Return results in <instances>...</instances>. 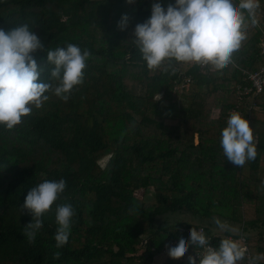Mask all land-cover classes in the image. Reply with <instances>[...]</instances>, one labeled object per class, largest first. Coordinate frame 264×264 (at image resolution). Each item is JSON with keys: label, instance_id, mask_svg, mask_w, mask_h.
I'll list each match as a JSON object with an SVG mask.
<instances>
[{"label": "trees", "instance_id": "obj_1", "mask_svg": "<svg viewBox=\"0 0 264 264\" xmlns=\"http://www.w3.org/2000/svg\"><path fill=\"white\" fill-rule=\"evenodd\" d=\"M154 2L0 0V29L27 23L43 44L33 56L45 82L58 84L48 50L75 44L91 54L67 101L49 91L21 124L0 125V264H153L188 226L202 227L216 247L228 236L241 244L242 233L255 264H264V90L254 97L235 90L247 82L243 70L264 64L263 0L257 23L246 18V39L222 70L175 60L148 69L132 38ZM159 2L166 8L175 0ZM122 14L129 16L123 31ZM232 111L249 122L257 147L242 167L220 145ZM46 179H64L66 188L29 243L23 229L32 217L21 205ZM138 189L152 200L138 198ZM62 203L75 215L68 242L57 248L55 207ZM180 213L194 221H166ZM213 218L239 234L215 231ZM188 256L166 254L162 264H189Z\"/></svg>", "mask_w": 264, "mask_h": 264}, {"label": "clouds", "instance_id": "obj_2", "mask_svg": "<svg viewBox=\"0 0 264 264\" xmlns=\"http://www.w3.org/2000/svg\"><path fill=\"white\" fill-rule=\"evenodd\" d=\"M259 7V0L238 3L235 0H175L165 8L157 0L151 5L150 17L135 25L132 42L150 70L160 68L166 60L222 70L246 39V18L257 23L254 17ZM128 21L129 16L122 14L117 27L125 30ZM31 29L27 23L7 31L0 29V125L7 130L21 124L22 117L30 115L33 107L40 108L49 99L46 95L49 91L67 101L74 86L83 83L86 62L91 55L75 44L48 50L47 63L54 65L50 76L58 81L54 87L41 79L43 67L37 64L33 53L43 51L44 46ZM226 124L221 130L220 145L227 160L242 167L257 156L253 130L238 111L230 113ZM65 188L64 179H46L27 192L21 208L32 217L23 229L29 243L34 242L36 233L43 227L42 217L52 210ZM74 215L71 204H56L57 248L68 242ZM214 222L221 229L232 231L218 218ZM189 233V239L180 238L175 246L168 247L170 258L183 257L189 245L202 249L195 257L188 256L189 264H237L245 256L246 250L231 238L221 239L218 247H213L203 229L192 227ZM59 256V252L53 254L54 259Z\"/></svg>", "mask_w": 264, "mask_h": 264}, {"label": "built area", "instance_id": "obj_3", "mask_svg": "<svg viewBox=\"0 0 264 264\" xmlns=\"http://www.w3.org/2000/svg\"><path fill=\"white\" fill-rule=\"evenodd\" d=\"M262 20H264V1H263V11L261 14ZM260 54L264 56V40L260 43ZM232 63V60L231 62ZM229 63V64H230ZM243 73L245 74V78L247 80L246 83H237L235 85V90L246 96H251L254 97L258 93L262 92L264 90V64H262L259 68L248 71V70H243ZM196 228L197 230L203 229L202 227H197V226H188V227H182L181 230L185 233V238L184 239H189V230L191 228ZM227 238H231L228 236ZM178 238H171L167 245L162 248V253H166L168 251V247H173L178 243ZM239 240L241 241V244L239 246L243 249H245V257H246V264H255L253 261L250 251L248 249L247 243L245 236L241 233L239 236ZM211 246L216 247L213 245L211 242H209ZM202 249H200L198 246H191L189 245L188 251L186 252L185 255H191L193 257L196 256V253H200ZM238 264V262H237Z\"/></svg>", "mask_w": 264, "mask_h": 264}, {"label": "rangeland", "instance_id": "obj_4", "mask_svg": "<svg viewBox=\"0 0 264 264\" xmlns=\"http://www.w3.org/2000/svg\"><path fill=\"white\" fill-rule=\"evenodd\" d=\"M217 111H218V109H216V108L212 109L211 116L217 115ZM105 160H106V158L102 159L101 160V164H103L105 162ZM135 195L138 198H141L143 196V197L147 198L148 200H152V198H153V196H152V194L150 192L145 195V194H143V192H142L141 189L135 190ZM215 217H217V216H215ZM176 220H180V221H194V217H192V216L190 217L188 214L182 215L180 213V214H176L175 217L171 215L166 221H168L169 224H172V223L176 222ZM211 220L214 222V218L211 219ZM220 220H221L222 223H225L226 224V222L223 219H220ZM212 228L215 231L223 232V229H221L217 225H213ZM231 229H232L231 232L233 234H239V229H238L237 226L233 225L231 227ZM235 242H237L238 245H239V241L238 240H235ZM165 258H166V254L159 253V254H157V255L154 256V258H153V264H162Z\"/></svg>", "mask_w": 264, "mask_h": 264}, {"label": "crops", "instance_id": "obj_5", "mask_svg": "<svg viewBox=\"0 0 264 264\" xmlns=\"http://www.w3.org/2000/svg\"><path fill=\"white\" fill-rule=\"evenodd\" d=\"M163 1V3H165V2H171L172 0H162ZM264 1V0H263ZM263 5V4H262Z\"/></svg>", "mask_w": 264, "mask_h": 264}]
</instances>
